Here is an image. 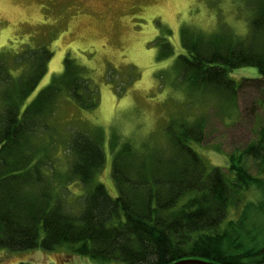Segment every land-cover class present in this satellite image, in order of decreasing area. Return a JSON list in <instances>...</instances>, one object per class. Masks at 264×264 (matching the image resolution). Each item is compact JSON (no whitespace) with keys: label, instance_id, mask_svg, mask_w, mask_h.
I'll return each mask as SVG.
<instances>
[{"label":"trees","instance_id":"trees-1","mask_svg":"<svg viewBox=\"0 0 264 264\" xmlns=\"http://www.w3.org/2000/svg\"><path fill=\"white\" fill-rule=\"evenodd\" d=\"M239 1L251 11L245 37L222 25L210 34L181 27L183 53L172 65L190 97L200 90L226 112L238 108L246 87L264 91V0L236 5ZM167 46L164 58L173 54ZM50 58L46 47L12 59L0 55V248L51 251L68 245L77 256L99 263L264 264V128L240 154L258 162L257 177L234 155L226 170L206 167L189 146V141L202 142L204 118H182L163 143L151 147L110 138L113 199L95 183L105 163L100 131L72 134L64 142L66 168L59 172L53 165L58 142L50 130L61 94L80 109L96 106V91L79 66L66 60L63 72L21 111ZM243 67L256 69L261 78L235 82L228 77ZM75 181L83 189L79 211L67 207V184ZM252 190L259 191L256 201L244 200ZM257 216L262 231L254 233L250 225Z\"/></svg>","mask_w":264,"mask_h":264},{"label":"rangeland","instance_id":"rangeland-1","mask_svg":"<svg viewBox=\"0 0 264 264\" xmlns=\"http://www.w3.org/2000/svg\"><path fill=\"white\" fill-rule=\"evenodd\" d=\"M237 1V0H236ZM235 0H0V55L12 59L25 50L46 47L51 52L47 73L21 106L23 108L63 72L70 60L96 91V106L80 109L65 93L50 132L56 140L53 165L66 168L65 141L82 131H100L105 163L96 175L111 198L117 190L111 177L108 141L133 142L136 146L163 143L168 129H177L180 120H205L203 140L189 146L208 169L226 170L230 156L257 177V161L240 155L256 142L264 128V91L246 87L238 95L236 110L222 109L215 99L197 91L190 97L189 86L174 77L172 68L183 53L179 29L203 33L228 27L236 36L249 32L251 11ZM168 45L173 54L164 58ZM235 82L260 79L258 71L243 67L229 71ZM264 89V87H261ZM58 139V140H57ZM264 179V175H263ZM67 207L77 211L83 189L78 181L67 184ZM252 190L244 200L256 201ZM79 211V210H78ZM260 217L254 218L259 233ZM0 264H120L99 263L77 256L68 245L51 251L34 249L8 251L0 248Z\"/></svg>","mask_w":264,"mask_h":264},{"label":"water","instance_id":"water-1","mask_svg":"<svg viewBox=\"0 0 264 264\" xmlns=\"http://www.w3.org/2000/svg\"><path fill=\"white\" fill-rule=\"evenodd\" d=\"M174 264H208V263H203V262H200V261L186 260V261H179V262H176Z\"/></svg>","mask_w":264,"mask_h":264}]
</instances>
